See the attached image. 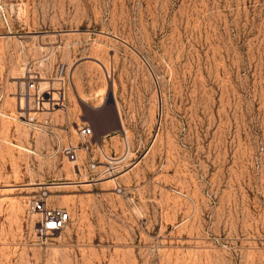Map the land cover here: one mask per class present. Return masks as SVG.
Listing matches in <instances>:
<instances>
[{
	"label": "rangeland",
	"instance_id": "rangeland-1",
	"mask_svg": "<svg viewBox=\"0 0 264 264\" xmlns=\"http://www.w3.org/2000/svg\"><path fill=\"white\" fill-rule=\"evenodd\" d=\"M29 76L64 97L38 126ZM0 93V264H264V0H0ZM108 100L104 176L78 128Z\"/></svg>",
	"mask_w": 264,
	"mask_h": 264
},
{
	"label": "built area",
	"instance_id": "built-area-1",
	"mask_svg": "<svg viewBox=\"0 0 264 264\" xmlns=\"http://www.w3.org/2000/svg\"><path fill=\"white\" fill-rule=\"evenodd\" d=\"M52 90L53 89L51 88H47L45 90L42 89L40 83L37 81V78L29 76L25 86H19L17 95L20 97V100L21 98L27 99V102H29V104L31 103V108H29L28 111L26 107L22 106L21 110H23L24 115H28H20L19 117L26 118L30 122H35V117L30 114L32 110L37 112L46 108H54L58 106L60 99L59 97L58 99L54 97ZM1 99L2 96L0 94V101ZM2 114L3 112L0 110V115ZM78 131L79 135L83 139L85 149L90 153L88 165L89 169L93 171L100 163L98 159H96L95 154L91 153L90 145L93 144L90 141L93 135V128L90 124L83 123L79 126ZM80 149L81 147L78 145L69 142L63 147V152L69 160L76 161L78 159ZM104 156H106L108 162L104 165L105 168L101 170V175H111L117 171V168L119 167V165H117L118 162L114 161L116 159L112 158V156H107L106 154ZM30 209L39 215L37 230L40 235L45 237L60 234L71 220L70 212L64 207L50 204L47 200V195L44 192L33 198L30 202Z\"/></svg>",
	"mask_w": 264,
	"mask_h": 264
},
{
	"label": "crops",
	"instance_id": "crops-1",
	"mask_svg": "<svg viewBox=\"0 0 264 264\" xmlns=\"http://www.w3.org/2000/svg\"><path fill=\"white\" fill-rule=\"evenodd\" d=\"M19 100L18 102L21 101ZM95 110V118H97L101 124L92 127L93 135L90 142L93 145H90L91 153L96 154L95 151L100 150L101 153L105 155L109 149H113L115 144L114 141L119 139L117 138V134H119L118 132H120V129L124 126V113L122 108L118 106V102L114 100H108V102H104L103 104H97Z\"/></svg>",
	"mask_w": 264,
	"mask_h": 264
},
{
	"label": "bare ground",
	"instance_id": "bare-ground-1",
	"mask_svg": "<svg viewBox=\"0 0 264 264\" xmlns=\"http://www.w3.org/2000/svg\"><path fill=\"white\" fill-rule=\"evenodd\" d=\"M53 94H55V92H53ZM58 95H59V99H60V101H59V105L56 106V107H54V108H52V109H56V108L64 107V101H63V100H64V97H63V92H59ZM27 103H28V102H27ZM27 107H28V106H27ZM34 113H36V112H34ZM27 122L30 123V124H34L35 126H38V124H37L36 122H30L29 120H27ZM117 188H118L119 191H121V188H119V186H118Z\"/></svg>",
	"mask_w": 264,
	"mask_h": 264
}]
</instances>
